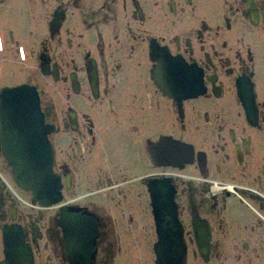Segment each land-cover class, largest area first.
Segmentation results:
<instances>
[{
    "label": "flooded vegetation",
    "instance_id": "af4514ba",
    "mask_svg": "<svg viewBox=\"0 0 264 264\" xmlns=\"http://www.w3.org/2000/svg\"><path fill=\"white\" fill-rule=\"evenodd\" d=\"M10 73L70 203L21 214L0 180V264H264V0H0ZM84 209L93 263L60 223Z\"/></svg>",
    "mask_w": 264,
    "mask_h": 264
},
{
    "label": "bare ground",
    "instance_id": "6f19581e",
    "mask_svg": "<svg viewBox=\"0 0 264 264\" xmlns=\"http://www.w3.org/2000/svg\"><path fill=\"white\" fill-rule=\"evenodd\" d=\"M15 89H16L15 96L14 95L8 96V98H6V100L9 101V104L6 105L8 107V110L12 109L13 111H5L4 113L5 115H3V117L6 118L7 121L12 122V124L5 123L3 128V130L6 132V135L3 137L4 140L3 146L5 144V148L8 147L10 142L9 148L11 150V154L9 156L7 155L6 158L8 162L11 163L10 166H11L12 176L11 177L7 175L1 176L0 173L1 183H3L8 190L10 184L7 183L6 179L9 180L13 177L14 182L17 184L15 177L16 175L15 171L17 168L16 165L13 163V160L19 162V164H21L23 168L28 167L29 171H31L36 166L42 165L43 162L46 161L48 158H50L52 161L54 160V156L50 150V147L48 146L44 147V144L47 145L48 143L46 139L47 137L46 134L49 132L50 128L47 125L45 126L43 124L45 122V117L41 112V109L38 107V104H37V114L39 117L37 118L31 116L30 119L27 118L28 122L25 120L27 114L22 110L21 104L19 106L11 105L12 102L15 101L20 102L19 99L26 98L30 95H33L36 99L35 94L29 89L23 87H18ZM21 120H24L26 122L27 136L31 139V141L29 142L27 139H25L24 142H20L17 140L16 144H14L13 141L17 138V132L18 131L22 132ZM36 122L38 129L36 128L35 125ZM37 143L39 144V149L36 148ZM172 149L174 148L172 147ZM25 164L27 166H24ZM23 173L24 175H26L24 171ZM52 173L54 177H56L57 180H59L58 182L60 186L59 189H53L47 186L41 190V193L39 190H37L35 196L33 190L31 189L29 190L32 192V196L33 199L36 200V204L43 211L56 209L58 208V206L60 207V205H62V203H60L61 199L63 198L62 189H61V179L58 175L54 173L53 169H52ZM19 187L21 186L19 185ZM157 188L162 189V187H157ZM60 223L64 228L66 234L65 236L70 237L71 241L73 242L71 247L72 253L83 256V258H76V259L77 260L83 259L86 262L93 263V260L95 259L94 255L96 253V246H95L96 239L99 236V230H100L98 228L99 218L96 217L93 213L88 212L86 209H84L82 212L79 213L75 212L74 210L73 211L66 210V212L61 215ZM97 223H98V227H97ZM97 229H98V236H97ZM91 231L93 233V236L89 238L88 236ZM11 245L13 247L12 253H18L21 251L18 246H14V243H12ZM90 245H93V249H90ZM26 249H28V247H26ZM10 251L11 250H9V252Z\"/></svg>",
    "mask_w": 264,
    "mask_h": 264
},
{
    "label": "water",
    "instance_id": "95a60500",
    "mask_svg": "<svg viewBox=\"0 0 264 264\" xmlns=\"http://www.w3.org/2000/svg\"><path fill=\"white\" fill-rule=\"evenodd\" d=\"M30 90V89H29ZM28 90V92H29ZM27 91V90H26ZM31 91V90H30ZM7 92V93H6ZM16 94V89H7L5 92L2 93V96L0 98V109H1V117H0V124H1V130H2V134L3 137L6 135V132L3 130L4 128V124L5 123H10L12 124V122L7 121L6 118L3 117V115H5V111H13L8 110V107L6 105L9 104V101L6 100V98H8V96H15ZM5 95V96H4ZM4 96V98H2ZM37 99V98H36ZM35 97L33 95H30L26 98H22L19 99L20 102L15 101L12 102L11 105H16L19 106L21 104L22 110L24 112H26V118L25 120L28 122V119H30V117H39L37 114V104H38V99L36 100ZM6 106V107H5ZM5 107V108H4ZM39 107V105H38ZM28 118V119H27ZM38 122V120H37ZM37 122H36V128L37 127ZM44 124V123H43ZM21 131L17 132V138L13 141L14 144H16L17 140L20 142H24L25 139H27L29 142L31 141V139L27 136V130H26V122L24 120H21ZM26 133V134H25ZM38 134V133H37ZM47 139V137H46ZM9 142V140H8ZM48 142V139H47ZM4 143V140H3ZM50 147L49 143L44 144V147ZM10 142H9V146L5 148V144H4V151H5V156H9L11 154V150H10ZM36 148L39 149V144H36ZM51 150V148H50ZM52 152V151H51ZM10 160V159H9ZM52 160L50 158H48L46 161H42L43 164L40 166H36L35 168H33L31 171H29L28 167L23 168V166L21 164H19V162L14 161L13 163L16 165V180H18V184L23 187L26 190H33L34 192V196L37 192V190L40 191L44 188V187H51L53 189H59V180H57L56 177H54L53 173H52ZM11 164V163H10ZM24 166H27L26 164ZM23 171L25 172L26 175H24ZM57 196V194H56ZM35 200V199H33ZM36 201V200H35ZM93 236L92 231L89 233V238H91ZM90 249H93V245H90Z\"/></svg>",
    "mask_w": 264,
    "mask_h": 264
},
{
    "label": "rangeland",
    "instance_id": "374dc122",
    "mask_svg": "<svg viewBox=\"0 0 264 264\" xmlns=\"http://www.w3.org/2000/svg\"><path fill=\"white\" fill-rule=\"evenodd\" d=\"M26 71H28V70H26ZM14 72H16V71H14ZM12 73H10V75ZM12 75H14L15 77L14 76H11L10 77L9 82L7 84V85H10V86H7L3 90H1L0 98L2 96V93L5 92V90H7V89H15V88H18V87H23V88H26V89H30L35 94L36 98L38 99L39 108L41 109V107H40V101H39V95H38V92L35 89V87L30 86V85H27V84H17V83H19L18 78H16L18 76V74H12ZM4 96L2 98H4ZM0 113H1V109H0ZM0 117H1V114H0ZM44 125H45V123H44ZM46 136H47L48 143H49V146L51 148L52 154L55 157V150H54V146H53V143H52V129L51 128H50L49 132L46 134ZM0 140H1L0 145L3 147V149H2L3 151L2 152H3V155H4V156L0 155V159L2 160L3 157L6 158V156H5L4 146H3V142H2V140H3V134H2V130H1V124H0ZM51 162L54 163V160L51 161ZM7 167H8V170H9V175L11 177L12 176V172H11V166H10V163L9 162H8V166ZM3 169H4L3 164L0 161L1 176L4 175V173H6L5 170H3ZM52 169H53V164H52ZM92 178L94 180V184L88 185L85 181H83L84 184H82L81 186H87V187H90V188H95L96 187V181L98 179H97V176L94 177L93 175H92ZM6 180H7V183L10 184V186H9V192H10L11 198L14 199V203L17 206L19 212L21 214H27V215H31V216L35 217L36 214L39 211H41V210H40L39 206L36 204V201L33 200L32 192L29 191V190L24 189L23 187L22 188L19 187V184H18L19 181L16 180V181H18L17 184H16L14 182V180H13V177L11 179H9V180L8 179H6ZM61 189H62V181H61ZM85 192H86L85 191V187L81 188L80 193H79L80 195H78V198L79 199H83L82 196H87L86 194H84ZM62 196H63V198L61 199V202L60 203H62L63 205L66 204V203H70V198H68V195L67 194L65 195L64 193H62ZM16 214H17V209H16Z\"/></svg>",
    "mask_w": 264,
    "mask_h": 264
}]
</instances>
